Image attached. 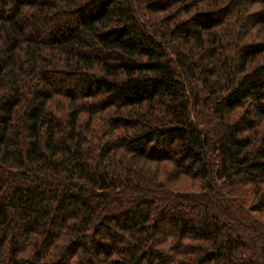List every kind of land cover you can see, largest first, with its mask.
I'll use <instances>...</instances> for the list:
<instances>
[{
  "label": "trees",
  "instance_id": "trees-1",
  "mask_svg": "<svg viewBox=\"0 0 264 264\" xmlns=\"http://www.w3.org/2000/svg\"><path fill=\"white\" fill-rule=\"evenodd\" d=\"M0 264H264V0H0Z\"/></svg>",
  "mask_w": 264,
  "mask_h": 264
}]
</instances>
